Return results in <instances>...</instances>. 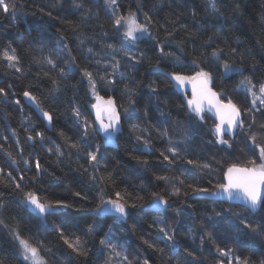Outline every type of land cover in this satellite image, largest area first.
I'll use <instances>...</instances> for the list:
<instances>
[{
    "label": "trees",
    "instance_id": "1",
    "mask_svg": "<svg viewBox=\"0 0 264 264\" xmlns=\"http://www.w3.org/2000/svg\"><path fill=\"white\" fill-rule=\"evenodd\" d=\"M14 2L15 21L12 11L5 15L0 10V53L7 50L11 54L15 49L20 58L17 66L21 68L16 72L0 54V88L8 93L7 98L0 96V193L3 194L0 195V221H3L0 223V262L25 264L17 247L18 233L20 239L38 249L47 264H106L110 250L101 245V239L117 245V250H126L129 258L138 257V264L144 259H148L149 264H220L221 261L227 264V258L219 255L217 246L233 249L234 257H248L251 264H261L264 234L255 236L244 229L240 219L256 223L264 218V207L253 215L240 206L207 201L188 185L214 191L217 185L223 184V174L231 165L252 167L249 160H255L257 165L261 163L259 148L248 137L256 132L257 143L264 146V135H260L258 127L264 123V112L252 108L254 97L240 82L245 77H254L256 93L260 84H264V22L260 20L264 0H218L224 19L212 13L209 0H116L115 5H108L105 0H76L83 5L81 8L73 7V0ZM237 3L240 11L233 12ZM129 12H136L137 21L147 24L151 36L145 35L131 43L123 40L122 27L117 31L114 20ZM147 16L151 17V23ZM76 25L79 27L75 28ZM168 32L174 35L166 40ZM161 41L164 43L157 47ZM180 41L183 44L177 46ZM107 44L117 48L123 45L129 54L112 52L105 47ZM161 47L164 53L172 55H161ZM217 47L224 48L220 61L211 57ZM88 48L95 54L88 53ZM233 48L235 53L231 51ZM42 56L52 58L56 67L53 69L43 60L33 61V57ZM130 56H135L136 60H131ZM73 60L75 70L65 71L61 77L59 70L65 68L66 61ZM193 60L206 70H212L211 89L222 100H231L241 111L245 128L239 129L233 140L223 138L231 147L217 142L213 136L215 124L209 116L202 113L203 119H198L187 111L185 102L189 97L178 93L169 82L172 73L193 76L199 70L192 64ZM225 60L242 64L244 71L222 76L224 70L220 65ZM116 61H120V67L112 77L115 83L99 82L98 75L105 74L102 66ZM85 68L98 80L97 94L104 100L111 96L117 104L120 131L114 137L113 148L104 146L95 130L88 106L97 100L82 75ZM106 71L112 73L113 69L108 67ZM120 73L129 79L122 80ZM53 79L58 83L54 85ZM129 81L140 82L135 89L134 105L127 103L125 86H133ZM152 86L156 88L155 93ZM25 90L36 96L40 108L52 116L50 130L23 104ZM16 100L20 104H16ZM73 106L93 125L87 136L82 135L83 120L77 123L72 115ZM256 106L259 108L260 104ZM253 115L256 125L250 131L247 125ZM133 123L139 124L140 129L133 130ZM37 132L43 133L42 141L36 136ZM28 136L33 140H28ZM137 136L141 137L139 141ZM65 137L79 141L81 149L72 148ZM145 139L150 141L147 149L143 144ZM96 145L101 146V155L99 164L93 168L89 166L87 152ZM58 146L62 156L56 155ZM171 146L177 147L182 157L173 163L164 161L161 156L164 152L171 158V153L167 152ZM134 157L147 159L148 164L141 165ZM188 160L196 164H188ZM37 161L46 169L39 176L35 167ZM204 164L209 167H202ZM109 173L111 179L101 184L99 178ZM93 176L97 178L95 181L91 179ZM16 184L20 187L16 188ZM173 185L181 189L178 195L171 194ZM29 192L35 193L42 203L64 200L72 207L41 218L26 206L25 195ZM76 192L87 199L75 196ZM116 192L130 194L129 203L138 205L130 209L126 221L92 214L101 198L116 199ZM153 193L169 202L159 215L148 210ZM89 224L94 230H88ZM165 225L177 241L175 251L169 250L171 242L159 231ZM61 231L70 239L79 236L87 242V259L64 244ZM206 232L212 236L205 237L202 245L201 237ZM141 235L154 247L143 244ZM237 238L241 243H237ZM250 240L254 241V246L249 245ZM118 261L119 258H114L113 264Z\"/></svg>",
    "mask_w": 264,
    "mask_h": 264
},
{
    "label": "snow or ice",
    "instance_id": "2",
    "mask_svg": "<svg viewBox=\"0 0 264 264\" xmlns=\"http://www.w3.org/2000/svg\"><path fill=\"white\" fill-rule=\"evenodd\" d=\"M105 3L108 5H115L116 0H105ZM209 3L211 5L212 13L216 15L219 18H226L224 16V13L220 10V8L217 6L218 0H209ZM73 7L75 8H81L83 7L82 4L77 3L76 0H73ZM15 9L16 4L14 0H0V10L7 15L10 11L13 12V20L15 21ZM240 11V5L239 3L236 4V6L233 8V12H239ZM48 15H51V13H48ZM148 22L151 23V17L147 16ZM260 20L264 22V11L260 13ZM114 25L117 26V31L122 27L124 28V31L122 33L123 40L134 42L138 39H141L143 36H151V33L149 32L147 24H142L137 21V14L136 12H129L126 16H116L114 20ZM79 25H76L75 28H78ZM103 27V25H101ZM75 28L73 29L75 31ZM174 33L168 32L166 36V40L169 38H172ZM190 36H194V33H188ZM155 39V37H152ZM212 38L209 37V40ZM81 44H83V41H80ZM164 43V41H161L157 44V47H160V44ZM183 44V41L178 42L177 46H180ZM67 47V45H65ZM105 47L110 49L112 52L117 51H125V54L128 55L129 53L125 50L124 46L122 45L121 48H117L114 44H107ZM88 53L95 54L93 52L92 48L87 49ZM233 53L236 52V49L231 50ZM161 55H167L171 56L172 53H164L163 48H160ZM3 55L4 59L8 61L9 67L14 68L16 72H20L21 68L17 65L20 63V58L16 54V50L12 49L11 54L5 50L3 53H0ZM224 54V48L217 47L215 48L212 53L211 57L214 58L217 61H220V57ZM143 58V56L141 57ZM130 59L135 61V56H130ZM46 62L48 65H51L53 69L56 67V64L52 58L49 56H42V57H33V61L35 63H40L41 61ZM96 63L99 65L100 61H96ZM192 64L195 65L199 70L195 72L193 76H185L180 73H172L171 74V80L175 81V83L183 87L185 82H193V99L188 101V107L190 113L195 114V116L198 119H203L201 113L203 111L202 102L206 99L209 104H213L217 109L218 116H221V122L220 124L216 125L215 134L217 135V142L220 144H228L229 147L231 145L229 144L228 140L223 139L221 133L226 132L228 134H232L234 129L239 128L243 130L245 128V122L242 119L241 111L240 109L232 103L231 100L228 101L227 104H223L218 100V93L213 92L211 88L209 87L210 83L213 80V72L211 69L206 70L204 67H201L200 64L197 62V60H193ZM65 68H61L59 70V75L63 77L65 71H71L75 70V62L69 63L65 62ZM223 68L222 76L228 77L229 74L234 73H242L244 71V67L242 64H237L235 61L229 62L227 60L222 61L221 65ZM102 67L105 69V74L98 75L99 82L103 83H109L114 84L115 80L112 79L113 76H115L119 70L120 67V61H116L115 63L111 65L104 64ZM108 67H111L113 69L112 73H107L106 69ZM154 68L157 70V65H153ZM255 71V67L252 69ZM47 75V73H45ZM83 77L87 78L89 82V91L93 96H95L97 103L92 105V108L95 109L96 113V122L99 123L100 131L104 133V142L106 144H110L113 142L115 135L120 131V114L117 111V104L113 97H108L107 100H104L103 97L99 96L96 92L98 80L93 76V73L91 71H88L87 68L83 69L82 71ZM122 80H128V77H125L122 73H120ZM52 83L55 85L58 83L56 79L52 80ZM129 83H132V87H128L126 84L125 90L128 93V99L127 103L129 105H134L136 103L135 100V89L140 85L139 81H129ZM242 86L246 87V91L251 94L254 97L252 108H255L257 112H264V84H260L259 86V95H257L255 89L257 87L256 83L254 82V77L248 76L245 77L244 80L241 82ZM152 92H156V88L152 86ZM8 93L5 89L0 88V96H4L7 98ZM24 97H26L29 101L32 102L38 109H40L43 112V116L46 120L51 122L52 116L49 112L43 111V109L40 108V104L38 103V98L36 96H33L30 91L25 90L23 92ZM256 100L260 101V107L257 108L256 106ZM16 104H20L19 100L15 101ZM72 115L75 117L77 123H80L81 120H83L82 123V135L87 136L89 134V130L93 127V125L87 120L82 117L81 111L78 107L73 106L72 109ZM248 111H251L249 109ZM222 114V115H221ZM147 115V112L145 113ZM226 117V120H225ZM105 120L107 122H105ZM224 123H227V128L222 129V125ZM256 125V117L253 115L252 121L247 125V128L251 131L253 126ZM260 135H264V123L259 124ZM131 128L133 130L140 129V125L133 123L131 125ZM13 135L15 136V131L13 132ZM61 135H64L61 133ZM164 135H167V131H165ZM36 136L40 137L41 141L44 139L43 133L37 132ZM66 140L70 141V146L72 148H75L77 150L81 149V144L79 141H72L71 137H65ZM258 135L256 132H252L251 135H249L248 139L252 142V144L259 148L260 152V161L261 163L259 165L256 164L255 160H249L248 163L252 165V167H239L235 164L231 165L227 171L224 173V179L225 183L217 185L216 191H211L207 188H199V187H193L192 185H188L189 188L192 189L194 193L207 195V196H217L220 193H223L229 200H241L243 201L245 207L248 211H250L253 215L256 214V212L261 208L264 207V146L257 143ZM141 139L140 136H137V140L139 141ZM187 139V138H186ZM28 140H33L32 136H28ZM19 143V142H17ZM144 148L147 149L150 141L145 139L143 141ZM51 151V149H49ZM168 153H171V158L168 154L162 152L161 156H163L164 161H168L169 163L175 162V160L181 159L180 152L177 147L171 146L167 149ZM56 155L62 156L63 153L60 151L59 146L56 149ZM101 155V146L96 145L94 150H89L87 152L88 160H89V166L95 168L96 165L99 164V157ZM134 159L137 161V163L141 165H147L148 160L147 159H141L140 157H134ZM16 161L13 160V163ZM24 163L27 165L28 160L25 159ZM188 164H196L195 161L188 160ZM36 171L37 176L41 174L42 171H46V169H42L41 164L39 161L36 162ZM204 168H208V164L202 165ZM88 169L85 168L84 172H87ZM11 175V173H9ZM23 179V177H21ZM93 181H95L97 178L95 176L91 177ZM111 179V174L109 173L107 176H101L99 178V182L101 184L106 183ZM159 180H165L169 181V177H157ZM176 180L183 184V180L179 177L176 178ZM20 185L16 184V188H19ZM181 189L179 187H176L173 185L172 195H178L180 193ZM0 195H3L0 193ZM75 196L81 197V199H87L86 196H83L80 192L74 193ZM116 199H109L107 201L103 200L101 198V202L96 205V207L93 209L94 214L97 217H104L108 215H114L118 221H126L127 218L130 215V209H134L138 207L137 203L129 201L132 199L130 194L128 193H121L116 192L115 193ZM142 199V198H138ZM26 200V206H29L32 211L37 212L41 218L46 217L48 215H52L56 213L60 209H67L72 207L68 202L64 200H55V201H47V202H40L38 197L35 193L29 192L25 195ZM168 200H166L163 196H160L157 193L152 194V202L149 205V207L154 209H159L162 206L168 205ZM216 215H220V213H216ZM238 217L240 216L239 213L236 214ZM210 219V217H209ZM0 223H3V221H0ZM160 223H163L162 221ZM240 223L243 225L244 229L250 230L252 234L255 236H260L261 234H264V218H261L258 222L252 223L248 221L246 218L240 219ZM88 230L92 231L94 230V226L92 224L88 225ZM15 231V230H13ZM159 231L164 234L167 241H170L171 243L168 245L170 251H175V249L178 247L177 241L175 240V236L173 234H169V227L165 225L164 227H160ZM191 232V228H189V233ZM61 238L63 239L64 244L68 246L74 253H76L78 256L84 257L87 259L89 255V250L87 248V242L82 240L79 236H74L73 238H68L64 235L63 231L60 233ZM247 235V233H245ZM212 234L210 232H206L204 236L201 237V244L203 245L205 243V237L211 238ZM16 239L20 241V247H21V255L23 258V261L25 264H47V261L44 260L43 257L39 255L38 249L34 246H32L28 241L20 239L19 234H16ZM140 240L143 244H146L149 248L154 247L153 244L149 243L147 239L144 238L143 235H141ZM101 245H105L110 250V255L108 260L106 261V264H113L114 258H119L118 264H138L139 258L134 256L129 258V255L126 254V250H117V245L111 243L110 241L106 239H101L100 241ZM237 243H241L239 238H237ZM249 245L254 246V241H248ZM217 252L221 257L227 258V264H233V259H235V264H251V261L248 257L241 258L239 256L233 255V249H224L219 246H217ZM163 252V249L160 250ZM189 255H192V253H189ZM2 264V262H0ZM142 264H149L148 259H144L142 261ZM220 264H223L221 261ZM261 264H264V261H261Z\"/></svg>",
    "mask_w": 264,
    "mask_h": 264
},
{
    "label": "water",
    "instance_id": "3",
    "mask_svg": "<svg viewBox=\"0 0 264 264\" xmlns=\"http://www.w3.org/2000/svg\"><path fill=\"white\" fill-rule=\"evenodd\" d=\"M169 82H170L171 86L178 93L185 94V95H187L189 97V99L185 102V105H186L187 111L190 113L189 107H188V101L193 99V82L186 81L185 84H184V86L183 87H180V86H178L175 83V81L171 80V76H169ZM218 100L221 103H223V104H227L228 103V102L222 100L219 95H218ZM22 102H23V104L25 106L31 108L35 112V114L44 122V125H45V127H46L47 130H50L51 129V122H49L48 120H46L44 118V116H43V112L40 109H38L34 104H32V102L29 101L26 97H24V95L22 96ZM95 103H97V102H95ZM95 103H93V104H95ZM92 105L88 106V110L90 111V113H91V115H92V117H93V119L95 121V130L98 132V134H100V136L103 139V145L106 146V147H112V148L115 147L114 140L110 144H106L104 142V133L102 131H100L99 123L96 122V113H95V109L92 108ZM202 107H203L202 113H205L207 116H209L212 119V121L214 122V124H215V126L213 128V136L217 140V135L215 134V129H216V125L217 124H220V122H221V116H218L216 107L213 104H209L206 99L202 102ZM190 114L192 116L196 117L195 114H193V113H190ZM242 119H243V116H242ZM225 120H226V117H225ZM105 122H107V121L105 120ZM226 128H227V123H224L222 125V129H226ZM238 130H239V128L234 129V131H233L232 134H228V133L222 131L221 135H222L223 138H227L229 140H233L236 137ZM226 171H227V169L225 170V172ZM225 182L226 181L224 179V174H223V184ZM216 190H214V191H216ZM262 192H264V190H262ZM200 197L203 198V199H205V200H207V201L217 202V203H222V204H229V205H234V206H240V207H242V208H244V209L247 210V208L245 207L243 201H241V200H229L223 193H220L217 196H211V197L210 196H207V195L200 194ZM166 208H167V206H162L159 209H154V208H151V207L148 206V210L150 212H152L153 214H156V215H159ZM92 214L95 215L94 212ZM104 217H109V218L116 219V217L114 215H108V216H104ZM98 218H102V217H98Z\"/></svg>",
    "mask_w": 264,
    "mask_h": 264
},
{
    "label": "rangeland",
    "instance_id": "4",
    "mask_svg": "<svg viewBox=\"0 0 264 264\" xmlns=\"http://www.w3.org/2000/svg\"><path fill=\"white\" fill-rule=\"evenodd\" d=\"M122 30L124 31V28H122ZM257 95H259V90H258ZM255 102L260 104V101L259 100H256ZM17 247H18V250L20 252L19 255H20L21 259L23 260L22 255H21V247H20V241L19 240H17Z\"/></svg>",
    "mask_w": 264,
    "mask_h": 264
}]
</instances>
